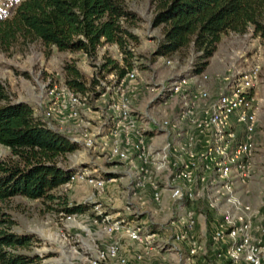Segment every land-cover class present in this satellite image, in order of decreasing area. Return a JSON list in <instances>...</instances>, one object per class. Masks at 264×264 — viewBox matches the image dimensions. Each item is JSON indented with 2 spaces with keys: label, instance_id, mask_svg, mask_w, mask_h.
I'll return each instance as SVG.
<instances>
[{
  "label": "rangeland",
  "instance_id": "rangeland-1",
  "mask_svg": "<svg viewBox=\"0 0 264 264\" xmlns=\"http://www.w3.org/2000/svg\"><path fill=\"white\" fill-rule=\"evenodd\" d=\"M128 3L141 15V20L132 26L138 36L129 42L132 54L122 52L116 43H105L91 59L83 50H59L38 40L10 51L0 50V80L8 86L12 99L30 102L42 115L48 101L46 87L51 84L65 87L64 65L76 61L89 88L79 92L82 99L79 104L55 113L49 122L81 141L79 148L68 153L67 167L87 168L94 176L105 179L102 186L77 181L56 189L70 206L84 205L85 210L79 212H67L63 208L65 203L59 199L14 196L7 205L16 219L14 228L36 235L22 249L39 254L49 264H223L221 243L214 244L213 232L226 207L224 198H216L205 186L199 189L194 201L175 199L170 187L184 182L177 175L179 167L173 164L175 155L168 151V143L176 141L174 132L171 129L165 133L164 140L158 143L154 135L161 130L152 129L154 121L176 117L182 96H168L164 88L171 80L191 74L195 53L184 58L179 53L154 56L163 35L162 25L152 24L154 8L150 0H128ZM216 52L213 60L224 67L217 75L218 80L235 67L246 69L255 62L261 64L255 91L261 106L264 142V40L252 28L245 33L230 31L222 35ZM125 54L133 67L126 63ZM109 57L118 67L104 65ZM168 58L171 63H166ZM119 67L136 69V77L130 78L126 72L120 78ZM123 98L142 133L141 136L133 133L131 146L126 145L125 129L117 125L115 103ZM73 108L76 115L71 113ZM89 139L93 141L91 146L85 144ZM118 142L129 146L128 158L110 155V147ZM9 154V147L0 144V158ZM262 173L257 170L246 184L235 185L239 196L255 206L259 205ZM155 192L159 193V199ZM190 209L195 211L196 224L184 236V213ZM133 230L143 241L131 235ZM193 238L202 246L196 254L189 251ZM111 244L117 245L116 255L107 254L95 263Z\"/></svg>",
  "mask_w": 264,
  "mask_h": 264
},
{
  "label": "trees",
  "instance_id": "trees-1",
  "mask_svg": "<svg viewBox=\"0 0 264 264\" xmlns=\"http://www.w3.org/2000/svg\"><path fill=\"white\" fill-rule=\"evenodd\" d=\"M152 24L162 25L154 56L195 53L191 74L208 67L224 33H245L252 28L264 40V0H150ZM141 15L128 0H0V50L10 51L38 40L59 50H83L91 59L105 43H116L132 54L129 42L137 40L132 30ZM125 54L126 63L133 67ZM104 65L118 67L108 58ZM66 84L75 92L89 88L84 73L74 62L64 65ZM121 78L128 70L119 67ZM0 144L10 149L0 158V264H49L27 247L34 233L18 232L8 210L17 195L44 200L63 199L56 189L73 171L65 163L79 143L54 126L26 100L14 101L0 80ZM67 212L85 210L70 206Z\"/></svg>",
  "mask_w": 264,
  "mask_h": 264
},
{
  "label": "built area",
  "instance_id": "built-area-1",
  "mask_svg": "<svg viewBox=\"0 0 264 264\" xmlns=\"http://www.w3.org/2000/svg\"><path fill=\"white\" fill-rule=\"evenodd\" d=\"M171 62V58L166 60V63ZM261 69L259 62L246 69H230L219 76L220 85L215 94L209 90L210 75L205 71L173 79L164 89L169 92L168 96L181 95L182 105L174 119L162 117L152 123L165 133L172 129L178 136H186L184 140L168 143V151L175 155L173 164L180 169L177 175L184 182L170 187L172 196L181 201H194L199 189L207 186L216 198H224L226 207L213 232L214 244L221 243L225 257L223 264H264V142L261 140V106L255 91ZM127 75L135 78L136 69H129ZM46 93L48 101L43 116L47 120L82 100L79 92L67 84L65 87L51 84L46 87ZM115 109L119 116L117 125L123 126L126 145L131 146L133 133L139 136L142 133L137 129L126 98L119 99ZM71 113L76 115V108L71 109ZM181 123L188 127L181 126ZM71 137L81 143L77 137ZM85 144L93 145L92 139L86 140ZM135 146L138 147L139 143ZM99 147L104 149V145ZM129 150V146L118 142L110 147L109 152L112 157L126 159ZM257 170L263 173L258 193L259 205L255 206L239 196L235 185L246 184ZM77 181L102 186L105 179L94 176L87 168H78L70 173L63 184L70 185ZM155 196L159 199L158 192H155ZM184 219L186 236L196 224L194 209L187 210ZM130 233L143 241L136 230ZM201 247L198 239L193 238L189 251L196 254ZM116 253L117 245L111 244L98 255L95 263L107 254Z\"/></svg>",
  "mask_w": 264,
  "mask_h": 264
},
{
  "label": "crops",
  "instance_id": "crops-1",
  "mask_svg": "<svg viewBox=\"0 0 264 264\" xmlns=\"http://www.w3.org/2000/svg\"><path fill=\"white\" fill-rule=\"evenodd\" d=\"M217 52H215L216 54ZM215 54L211 57V60H210V63L208 65V67L206 68L205 72L209 73L210 75V82H208V87H209V90L211 91L212 94H215L218 89H219V85H220V81L218 80V77L217 75L219 73H222L224 67H223V64L218 61V60H213ZM202 103H204V101H201ZM152 129H153V132L155 130H158V128L154 125H152ZM183 127H188L185 123L183 124ZM189 129V128H187ZM195 130L193 129V132ZM154 133L151 134V136H153ZM156 134V133H155ZM154 136H157V140H158V143L159 142H162L165 138V132L164 131H159L156 135ZM173 139L176 140V141H179V140H184L186 139V136H178L175 132L173 134Z\"/></svg>",
  "mask_w": 264,
  "mask_h": 264
}]
</instances>
